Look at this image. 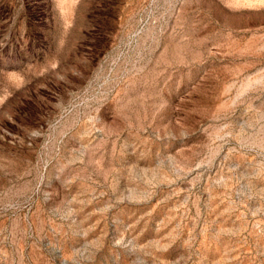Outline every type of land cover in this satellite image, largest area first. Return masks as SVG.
Returning <instances> with one entry per match:
<instances>
[{
	"label": "rangeland",
	"instance_id": "1",
	"mask_svg": "<svg viewBox=\"0 0 264 264\" xmlns=\"http://www.w3.org/2000/svg\"><path fill=\"white\" fill-rule=\"evenodd\" d=\"M0 264H264V0H0Z\"/></svg>",
	"mask_w": 264,
	"mask_h": 264
}]
</instances>
